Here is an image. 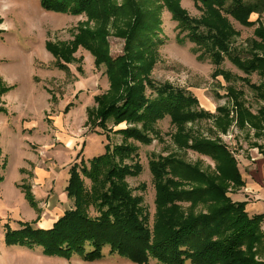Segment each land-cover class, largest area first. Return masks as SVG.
I'll list each match as a JSON object with an SVG mask.
<instances>
[{
	"label": "trees",
	"instance_id": "trees-1",
	"mask_svg": "<svg viewBox=\"0 0 264 264\" xmlns=\"http://www.w3.org/2000/svg\"><path fill=\"white\" fill-rule=\"evenodd\" d=\"M39 1L46 11L86 14L95 22V29L80 27L72 41H47L46 48L56 58V67L64 71L78 60L75 53L80 47L90 51L96 67L105 66L110 88L95 96L97 106L88 109L87 123L94 131L100 128L108 138L114 127L122 123L128 126L115 130L123 136L121 144L110 142L104 153L70 166L66 193L73 207L48 228L35 225L40 217L34 222L19 221V228L4 223L5 243L40 247L45 256L69 259L78 255L86 261L102 259L108 249L109 254L136 264H150L151 259L160 264H264V212L250 213L248 201L233 199L228 190L230 186L246 185L237 157L218 138L193 137L187 129L188 123L215 114L201 108L191 92L167 82L157 83L152 77L160 59L161 12L166 8L178 23L179 44L187 39L194 43L197 59L208 57L216 66V77L229 78V72L221 68L226 57L247 75L259 74L263 78L260 84L244 79L264 102V25L260 17L250 20L253 13L261 16L264 0H192L201 12L196 18L181 6V0ZM230 17L246 27L259 24L247 57L234 47L240 32ZM110 23L113 33L125 39L124 55L114 57L110 52ZM11 89L0 80V95ZM148 89L155 95H148ZM231 98L241 103L238 94L232 93ZM243 109L240 118L244 116L260 136L264 130V103L256 114L250 108ZM0 113H7V109L0 107ZM166 116L177 129L181 148L211 157L216 170L206 173L175 155H154L149 168L156 188L157 212L151 224L142 197L133 195L127 177L137 176L143 169L135 159L138 147L134 141L152 143L155 126ZM255 147L264 156V146ZM2 155L0 144V160ZM85 178L91 181L89 187ZM3 180L0 173V182ZM184 183L196 186L185 189ZM22 189L31 205L38 208L31 186ZM182 202L190 205L185 207Z\"/></svg>",
	"mask_w": 264,
	"mask_h": 264
},
{
	"label": "rangeland",
	"instance_id": "rangeland-1",
	"mask_svg": "<svg viewBox=\"0 0 264 264\" xmlns=\"http://www.w3.org/2000/svg\"><path fill=\"white\" fill-rule=\"evenodd\" d=\"M181 6L191 17L201 16L192 0H181ZM161 13L163 23L159 38L163 43L159 46L160 59L152 71L153 79L191 92L198 98L201 108L215 114L212 118L188 123L190 134L204 140H213V136L225 143L237 157L246 184H253L254 192L264 193V156L262 150L255 147L264 146V130L260 136L256 135V129L244 116H239L243 107L256 114L264 103L250 87V83L260 84L263 78L257 73L247 75L227 57L221 68L229 72V78L214 76L216 66L212 61L208 57L204 61L198 60L195 44L188 39L179 44L176 39L178 23L166 8ZM259 17L264 25V11L261 16L253 13L250 20L256 21ZM0 18L3 20L0 25V80L4 86L12 87L0 95V107L7 109V113H0L3 150L0 173L4 175L0 182V264H136L123 256L109 254L108 249L102 259L86 261L78 255L69 259L45 256L40 247L30 249L5 243L4 223L19 228V221L34 222L40 215L35 225L48 226L54 224L66 209L73 207V201L65 192L70 166L75 162H88L104 153L110 142L121 144L123 136L115 130L128 125L122 123L114 127L110 138L100 128L92 130L87 123L88 109L97 106L95 96L110 88L105 66L96 67L93 54L80 47L75 53L78 60L68 65V71L60 70L56 67V58L46 48L47 41H72L80 27L95 29V22L86 14L46 11L39 0H0ZM230 20L240 32L234 47L242 57H247L259 24L246 27L231 17ZM111 27L112 23L108 25L110 52L114 57L124 55L125 39L116 36ZM245 77L249 78V84ZM230 91L238 94L243 103L234 102ZM9 92L7 106L4 96ZM147 94L155 95L150 89ZM68 105L71 107L66 111ZM220 108L224 110L220 112ZM155 127L156 133H152L154 139L150 144L130 139L138 147L135 159L143 169L139 175L127 177L133 195L142 197L151 224L157 212L156 188L149 168L154 155H175L206 173L216 170L211 157L191 148H181L177 139L179 134L169 116ZM41 174L44 177L39 180ZM84 180L89 187L91 181ZM26 185L31 186L38 208L26 198L22 189ZM184 185L182 188L185 189L196 186ZM247 185L230 186L232 198H248L253 192L248 193ZM181 204L187 207L190 202ZM150 264L160 263L151 259Z\"/></svg>",
	"mask_w": 264,
	"mask_h": 264
},
{
	"label": "crops",
	"instance_id": "crops-1",
	"mask_svg": "<svg viewBox=\"0 0 264 264\" xmlns=\"http://www.w3.org/2000/svg\"><path fill=\"white\" fill-rule=\"evenodd\" d=\"M11 92H9L8 94H6L4 96V101L6 102L7 106H8V103H7V97L11 96L9 95ZM9 109V107H8ZM264 166V165H263ZM44 175H40L39 176V180L43 179ZM247 183V182H246ZM48 182H47V186H48ZM247 185V184H246ZM245 185V186H246ZM46 186V187H47ZM248 193L249 192H253L252 194L250 193L249 194V197L248 198H245L244 200H247L248 201V204H247V209L250 213H263L264 212V193H260V192H254L253 190L255 189V186L253 184H249L248 183ZM45 187V188H46ZM32 189V188H31ZM262 191V190H261ZM33 192V191H32ZM42 192V191H40ZM66 192V191H65ZM34 194V193H33ZM35 196V195H34ZM40 215H38L39 217ZM53 224V223H52ZM51 225H48V226H43L42 224H40V227H43V228H48ZM263 229H264V222H263Z\"/></svg>",
	"mask_w": 264,
	"mask_h": 264
}]
</instances>
